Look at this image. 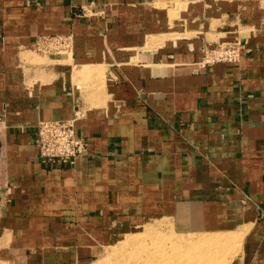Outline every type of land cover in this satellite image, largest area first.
I'll list each match as a JSON object with an SVG mask.
<instances>
[{
    "label": "crops",
    "instance_id": "0c3cea01",
    "mask_svg": "<svg viewBox=\"0 0 264 264\" xmlns=\"http://www.w3.org/2000/svg\"><path fill=\"white\" fill-rule=\"evenodd\" d=\"M76 115L88 153L43 161L39 122ZM0 202L6 264H98L156 220L264 264V0H0Z\"/></svg>",
    "mask_w": 264,
    "mask_h": 264
},
{
    "label": "built area",
    "instance_id": "2783aa9c",
    "mask_svg": "<svg viewBox=\"0 0 264 264\" xmlns=\"http://www.w3.org/2000/svg\"><path fill=\"white\" fill-rule=\"evenodd\" d=\"M69 46V36H46L40 39L38 50L43 53H52ZM244 49L245 46L239 39L208 44L203 48V59L198 66H210L216 62H237ZM77 119L76 115L69 119L39 122L36 143L43 161L74 163L79 156L88 153L89 142L76 132Z\"/></svg>",
    "mask_w": 264,
    "mask_h": 264
},
{
    "label": "rangeland",
    "instance_id": "374dc122",
    "mask_svg": "<svg viewBox=\"0 0 264 264\" xmlns=\"http://www.w3.org/2000/svg\"><path fill=\"white\" fill-rule=\"evenodd\" d=\"M174 1L179 5V2L182 0ZM62 53L63 51L58 49L52 52V55L59 57ZM159 221H162V225ZM155 224L160 225V227L166 226L163 220H156L146 223L144 227L151 225L156 226ZM165 231L166 230L163 229V232L127 241V243H123L124 240H120L119 242L123 241L121 242V249L114 248V246H119V244H112L108 248L106 256L98 264H149L148 258L149 260L153 259L154 264H230L236 253V243L231 240V245H229L227 242L230 237L229 235H209L212 237L219 236L224 238V240L220 238V245L216 246H174L172 239L176 238L177 235H169L166 233L167 231ZM127 237L128 235L124 236L122 239ZM161 255H165V259L161 258ZM166 255H168V258ZM0 264H6V262H0Z\"/></svg>",
    "mask_w": 264,
    "mask_h": 264
},
{
    "label": "bare ground",
    "instance_id": "6f19581e",
    "mask_svg": "<svg viewBox=\"0 0 264 264\" xmlns=\"http://www.w3.org/2000/svg\"><path fill=\"white\" fill-rule=\"evenodd\" d=\"M66 48H68V47H66ZM60 49H62V48H60ZM61 57H62V55H61ZM161 225H162V223H161ZM165 225H167V223ZM159 232H163V228H162V226L160 227V225H156V226L151 225V226H147V227L142 226V227H139V228L135 229L132 233L128 234L127 238L121 239V240H124V242L123 241H121V242L127 243V241H132V240L139 239V238H142L144 236H147V235L149 236V235H152L154 233H159ZM220 238L221 237H219V236H214V237H212V236H203L200 239L191 240V239H186L185 237L183 238V237H180V236L179 237L176 236V238L172 239V243H173L174 246H192V245L216 246V245H220L219 244L220 243ZM221 239L224 240V238H221ZM121 242L114 243L113 245L119 244V246H114V248L115 249H121L120 248V246L122 244ZM166 257L168 258V255H166ZM161 258L165 259V255H163ZM132 259H133V257H132ZM148 263L149 264H154V260L153 259L149 260V258H148Z\"/></svg>",
    "mask_w": 264,
    "mask_h": 264
}]
</instances>
